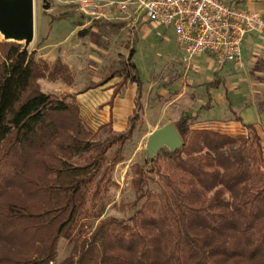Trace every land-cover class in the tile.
I'll use <instances>...</instances> for the list:
<instances>
[{"label":"trees","instance_id":"16d2710c","mask_svg":"<svg viewBox=\"0 0 264 264\" xmlns=\"http://www.w3.org/2000/svg\"><path fill=\"white\" fill-rule=\"evenodd\" d=\"M91 24L97 31L86 29L90 41L102 44L99 33L124 21ZM136 40L132 33L124 42L127 55L107 99L134 84L127 125L113 132L106 121L98 126L106 135L94 138L74 94L38 87L40 76L69 81L66 64L55 58L49 65L21 42L0 39V264H264V148L257 131L250 123L236 136L190 128L194 115L185 112L172 123L181 146L135 165L133 212L101 218L83 235L79 220L93 215L87 199L105 191L140 107L142 79L130 58ZM59 238L72 245L55 261Z\"/></svg>","mask_w":264,"mask_h":264},{"label":"rangeland","instance_id":"374dc122","mask_svg":"<svg viewBox=\"0 0 264 264\" xmlns=\"http://www.w3.org/2000/svg\"><path fill=\"white\" fill-rule=\"evenodd\" d=\"M43 2L47 4L44 10ZM33 8L32 37L27 42L22 37L20 42L27 51L33 50L36 58L46 61L49 65L55 58L60 59L66 64L70 74L69 81L60 77L55 79L37 77L38 87L42 91L56 94L66 92L74 94L79 102L80 119L85 128L92 131L94 138H103L106 135L98 126L107 120L110 121L113 132H119L127 125L126 115L123 116L127 111L123 113L120 101L116 102L114 110L113 102L108 104L107 99L111 84L119 78L116 69L120 68L121 60L127 55L124 42L130 39L132 33L137 37L130 58L142 79L140 107L131 137L120 148L121 159L113 163L109 169L105 191L93 200L87 199L86 207L94 216L79 220L83 225V235L86 236L99 219L104 217L125 219L133 212L138 205V203L132 205L136 194L133 185L134 167L143 165L147 158L145 142L150 132L147 129L148 125L153 121L163 120L169 113L172 114L171 118H174L173 115L178 110H183V107L186 109L188 106L190 111L191 107L198 105L199 99L204 102L206 100L204 90L199 91L193 99L185 103L182 101L187 98V93L179 99L172 98L181 88L188 89V84L191 87L192 81H195L194 86L206 84L207 80L215 76L210 70L206 71V75L203 71L200 72L199 65L183 69L180 50L169 27L153 26L145 21L129 22L116 31L99 33L102 44L90 41L86 29L97 31L91 20H121L119 12L109 0H33ZM60 11H66L67 14L56 16ZM261 35L260 31L258 38H261ZM3 38L0 33V39ZM263 47L264 44L259 40L252 49L247 46L245 49L240 48L242 63L224 68L211 67L218 77V85L214 89L215 93L214 91L212 93V107L203 113L204 118L196 120L195 116L189 127H205L234 136L245 134L247 130L236 119L238 113L233 111L228 114L226 107L231 102L232 105L238 103L240 98L244 103H252L258 113L264 114ZM109 73L115 75L106 78ZM195 73L199 74L200 79H197ZM95 82L100 83L93 86ZM131 90L133 91V88ZM128 91L129 87H125L120 93V98L129 95ZM240 115L244 120L247 119V114ZM128 116L129 114L127 118ZM113 117L116 126L111 123ZM254 127L264 148L261 129L258 125ZM113 150L114 147L109 149L107 157ZM147 187L155 189L150 180ZM71 245L70 241L59 238L56 242L55 261L61 260L70 251Z\"/></svg>","mask_w":264,"mask_h":264},{"label":"built area","instance_id":"2783aa9c","mask_svg":"<svg viewBox=\"0 0 264 264\" xmlns=\"http://www.w3.org/2000/svg\"><path fill=\"white\" fill-rule=\"evenodd\" d=\"M129 22L170 27L183 69L197 67L201 54L215 67L240 64V43L248 32L264 28L261 14L231 0H109Z\"/></svg>","mask_w":264,"mask_h":264},{"label":"crops","instance_id":"0c3cea01","mask_svg":"<svg viewBox=\"0 0 264 264\" xmlns=\"http://www.w3.org/2000/svg\"><path fill=\"white\" fill-rule=\"evenodd\" d=\"M231 1L236 3L239 6L257 10L261 14L262 18L264 19V0H231ZM126 23L127 22L124 21V24H126ZM170 30H171V28H170ZM171 33H172V30H171ZM261 33H262L261 38H258L259 32H248V33H246L243 36L242 40H241L240 48L241 47L244 48L245 46H247L248 48L252 49V48H254L255 43H257L259 40L261 41V43L264 44V28L262 29ZM263 54H264V47H263ZM195 61L200 66L199 67L200 68L199 69L200 72L203 71L205 73V75H206V71L210 70V72L213 73L212 75L215 76V77L212 78L211 80H207L206 84H200V85H195V86L193 84V83H195V81H192L191 87H190V84H188V86H187L188 89L187 88H181V90L173 96L172 100L179 99L180 97H183L182 95H184V93H187L188 94L187 98H184V100L182 101V103L183 102L185 103V101L193 99L194 96L197 93H199V91H203V90L205 91V94H206V100L204 102H202L199 99L198 105L196 107H191L190 111L188 110L189 109L188 106L186 107V109H184V107H183V110H178L176 112V114L173 115L174 118H171L172 114L169 113L168 115H166V117H164L163 120L160 119L157 122L153 121L152 123H150L148 125V128H147L148 131H151V130L155 129V128L161 126V124L166 123V122L173 123L178 118L180 113H183V112L189 113L191 115H194V118L196 116L197 118H195V119L198 120L199 118H204V116H203L204 114L203 113L206 112V111H209L211 109V107H212V93H213V91L215 93L214 89H216V87L218 85V77L215 74L216 72L211 68L214 65H213L212 60H211V58L209 56L201 54V55H199V56H197L195 58ZM242 61H243V57L241 58V62L240 63H242ZM230 65H233V63L225 62L221 67L224 68V67L230 66ZM217 68H219V67H217ZM194 75H196L198 77L197 79H200L199 78L200 76H198L199 75L198 73L197 74L195 73ZM212 80H216V83H211ZM198 81H200V80H198ZM129 84H133V83L132 82H127V84H124L122 89H120V92H117L112 97L111 102H110V103L113 102L112 106H113V109L115 110L116 102L118 100L120 101L119 103L121 104L123 113H124V111H127L123 115V116L126 115V121H127V115L130 114V111H131L132 106H133V95H134V84L132 86H130ZM125 87H129V91H128L129 95L121 96V98H120V93H121V91H123V89ZM132 88H133V91L131 90ZM109 94H110V92H109ZM207 100H208V104H209L207 109H202V107H200V106L202 104H204ZM139 101L141 103L140 95H139ZM110 103H108V104H110ZM226 107H227L228 114H230L233 111L238 113L237 117L239 118V121L242 124L243 123L244 124L250 123L252 125L253 124L254 125H258V127L261 129L260 130L261 136H263V138H264V114L258 113L255 110V106L252 103H244L243 99L240 98L238 103L232 105V102H231V104H229ZM240 113L247 114V119L244 120L242 118V116L240 115ZM107 121H109V120H107ZM109 123H110V121H109ZM111 123L113 124V126H116L114 117H113ZM192 128H200V127L195 126V127H192ZM113 129H114V127H113Z\"/></svg>","mask_w":264,"mask_h":264},{"label":"water","instance_id":"95a60500","mask_svg":"<svg viewBox=\"0 0 264 264\" xmlns=\"http://www.w3.org/2000/svg\"><path fill=\"white\" fill-rule=\"evenodd\" d=\"M0 29L10 36L3 39L20 42L15 37L22 36L29 41L33 32L32 0H0ZM180 146L181 140L172 123L166 122L148 133L145 153L151 159L163 147L174 151Z\"/></svg>","mask_w":264,"mask_h":264},{"label":"bare ground","instance_id":"6f19581e","mask_svg":"<svg viewBox=\"0 0 264 264\" xmlns=\"http://www.w3.org/2000/svg\"><path fill=\"white\" fill-rule=\"evenodd\" d=\"M33 0H32V18H33ZM0 33L3 35V36H7V38L8 37H10V36H8V35H6L1 29H0ZM15 38H17V39H21L22 38V36H17V37H15Z\"/></svg>","mask_w":264,"mask_h":264}]
</instances>
